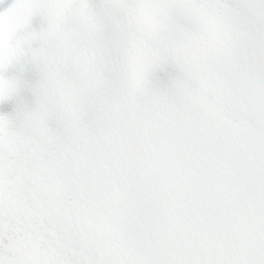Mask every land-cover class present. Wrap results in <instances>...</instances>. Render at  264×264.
<instances>
[{
    "label": "snow or ice",
    "instance_id": "6c2138e0",
    "mask_svg": "<svg viewBox=\"0 0 264 264\" xmlns=\"http://www.w3.org/2000/svg\"><path fill=\"white\" fill-rule=\"evenodd\" d=\"M0 264H264V0H0Z\"/></svg>",
    "mask_w": 264,
    "mask_h": 264
}]
</instances>
